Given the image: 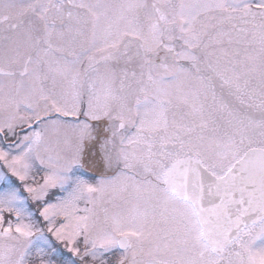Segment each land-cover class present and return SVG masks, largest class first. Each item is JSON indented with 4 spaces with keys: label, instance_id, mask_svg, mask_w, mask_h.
I'll use <instances>...</instances> for the list:
<instances>
[{
    "label": "snow or ice",
    "instance_id": "6c2138e0",
    "mask_svg": "<svg viewBox=\"0 0 264 264\" xmlns=\"http://www.w3.org/2000/svg\"><path fill=\"white\" fill-rule=\"evenodd\" d=\"M0 264H264V0H0Z\"/></svg>",
    "mask_w": 264,
    "mask_h": 264
}]
</instances>
